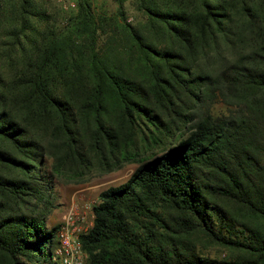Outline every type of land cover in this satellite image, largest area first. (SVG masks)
<instances>
[{"label":"trees","instance_id":"16d2710c","mask_svg":"<svg viewBox=\"0 0 264 264\" xmlns=\"http://www.w3.org/2000/svg\"><path fill=\"white\" fill-rule=\"evenodd\" d=\"M124 1L0 0V264H57L56 180L132 161L85 264H264V0Z\"/></svg>","mask_w":264,"mask_h":264},{"label":"rangeland","instance_id":"374dc122","mask_svg":"<svg viewBox=\"0 0 264 264\" xmlns=\"http://www.w3.org/2000/svg\"><path fill=\"white\" fill-rule=\"evenodd\" d=\"M50 3L54 11L60 15H66L75 10V0H50ZM94 6L96 11L114 13L117 8V3L116 0H94ZM124 8L129 22H136V24H138L142 21L143 14L135 10L134 0H125ZM214 108L218 112L225 110L224 104L219 100L215 102ZM137 165L138 162L132 161L125 163L120 168L108 171L94 168L90 174L84 177V180H56L54 207L48 214L47 225H57L60 222L64 209L72 202L80 206H84L87 203L93 204L94 202H98V195L101 190L108 186L118 185L124 182ZM201 249L205 250H202L204 254L212 257L223 258L227 254L224 249L217 247H201Z\"/></svg>","mask_w":264,"mask_h":264},{"label":"built area","instance_id":"2783aa9c","mask_svg":"<svg viewBox=\"0 0 264 264\" xmlns=\"http://www.w3.org/2000/svg\"><path fill=\"white\" fill-rule=\"evenodd\" d=\"M94 203L80 206L72 202L64 209L52 253V260L57 264H85L87 254L82 248L81 235L93 224Z\"/></svg>","mask_w":264,"mask_h":264}]
</instances>
